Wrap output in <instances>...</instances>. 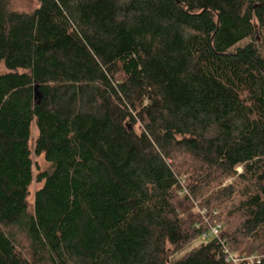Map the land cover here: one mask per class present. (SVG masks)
<instances>
[{
    "label": "trees",
    "instance_id": "1",
    "mask_svg": "<svg viewBox=\"0 0 264 264\" xmlns=\"http://www.w3.org/2000/svg\"><path fill=\"white\" fill-rule=\"evenodd\" d=\"M263 30L264 0H0V264H264Z\"/></svg>",
    "mask_w": 264,
    "mask_h": 264
},
{
    "label": "rangeland",
    "instance_id": "2",
    "mask_svg": "<svg viewBox=\"0 0 264 264\" xmlns=\"http://www.w3.org/2000/svg\"><path fill=\"white\" fill-rule=\"evenodd\" d=\"M11 7L18 10V11H26L31 12L34 9H36L39 5V0H8ZM251 40H246L240 44V47H243L247 44H249ZM258 47L261 50V52L264 55V30L260 32V35L258 36ZM6 70L3 65H0V73H4ZM37 99H40V94L37 91ZM38 132L35 126L32 128V137H31V143L30 147L31 150L34 152L35 150V141L37 138ZM33 162H34V176L35 179L37 177L38 172L45 170L47 167V164L45 163L43 157L37 158L33 154ZM238 172H242V169L239 168ZM232 181V180H231ZM231 181H228L225 183V185L229 184ZM224 185V186H225ZM41 188V184H38L36 180L34 181L31 189H30V203L33 204L34 197L36 192ZM224 222V221H223ZM211 239H204L202 236H200L197 240L191 242L190 244L186 245L183 249L178 251L172 258L171 262L175 263L179 260H181L183 257H185L189 252H191L194 248L198 247L201 244L208 243Z\"/></svg>",
    "mask_w": 264,
    "mask_h": 264
},
{
    "label": "built area",
    "instance_id": "3",
    "mask_svg": "<svg viewBox=\"0 0 264 264\" xmlns=\"http://www.w3.org/2000/svg\"><path fill=\"white\" fill-rule=\"evenodd\" d=\"M221 234V226L216 225V226H210V233L204 232L203 233V238L208 239V238H219ZM225 253L227 256V263L228 264H260L262 257L260 256H250V257H244L240 258L236 255H234L230 249L225 247Z\"/></svg>",
    "mask_w": 264,
    "mask_h": 264
}]
</instances>
